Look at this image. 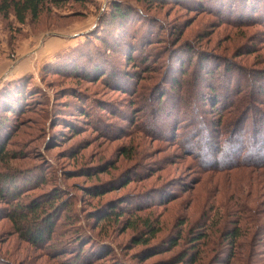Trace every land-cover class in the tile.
Here are the masks:
<instances>
[{
  "label": "rangeland",
  "instance_id": "374dc122",
  "mask_svg": "<svg viewBox=\"0 0 264 264\" xmlns=\"http://www.w3.org/2000/svg\"><path fill=\"white\" fill-rule=\"evenodd\" d=\"M111 1L64 0L22 23L0 12V173L29 183L20 201L58 185L73 196L86 242L106 246L84 264H223L230 250L229 264H264V139L251 131L255 123L264 133L263 10L124 0L144 15L133 21L138 45L126 51L107 17ZM185 48L193 56L183 58ZM196 56L216 72L200 73ZM98 61L105 69L91 72ZM218 90L232 97L222 114V103L211 109ZM236 117L245 121L238 134ZM238 177L247 185L237 187ZM121 200L122 215L99 222ZM238 201L257 215L238 213ZM8 203L0 198L1 263L70 255L52 247L74 235L64 211L48 245H34L8 218ZM235 225L232 248L222 233ZM198 231L196 259L178 262Z\"/></svg>",
  "mask_w": 264,
  "mask_h": 264
},
{
  "label": "trees",
  "instance_id": "16d2710c",
  "mask_svg": "<svg viewBox=\"0 0 264 264\" xmlns=\"http://www.w3.org/2000/svg\"><path fill=\"white\" fill-rule=\"evenodd\" d=\"M64 0H0V12H2L3 16H6V14L11 10L14 17L16 20L20 23L24 22L26 15L28 14L31 19H36L40 13V11L43 8H47L50 5H58L62 3ZM80 1V0H79ZM150 0H147V2ZM178 1V0H176ZM185 1V0H182ZM208 0H190L189 2H194V3H206ZM212 1V0H210ZM239 1V0H238ZM237 0H223V2L220 0L219 2L224 6V9L230 10V12H237L240 14L242 11L244 12L245 8L249 7V11L251 10L254 12V14H258V10L261 12L260 14H264V0H244V6L239 4ZM188 2V3H189ZM208 4V2L206 3ZM220 7V6H219ZM221 9V8H220ZM254 9V11L252 10ZM223 10V9H222ZM227 12V11H226ZM143 15V13L140 10H137L136 8L132 7L128 3L124 2V0H112L111 1V6H110V13L108 14L109 21L112 23H116L118 30L122 36L121 40L118 41V44H120L123 48H125L126 51H130L134 46L138 45L139 38L135 41L136 33L133 29V21L138 20L136 19L137 17L141 19L142 17L140 14ZM259 14V15H260ZM144 16V15H143ZM131 24V25H130ZM149 30V29H147ZM146 30L145 34L143 36H148L149 32ZM134 31V32H133ZM134 37V38H133ZM145 38V39H146ZM101 39V38H100ZM144 39V40H145ZM135 41V42H133ZM106 42V40H104ZM141 46H144L141 44ZM178 47V46H177ZM180 47H178L179 50ZM181 49V48H180ZM177 50V51H178ZM184 54L182 55L183 58H187V55L190 53L192 54L193 51L191 49L185 48L184 49ZM194 54V53H193ZM193 54L191 56H193ZM199 55V54H198ZM198 57L196 56V59ZM100 60V59H99ZM198 62L199 66V72H205L206 67L204 68L203 65V60L198 58L196 60ZM101 62V60H100ZM98 61V66L93 65L91 68V72H95L100 69H105L101 63ZM205 70V71H203ZM216 72V67L215 65L211 66L207 71L206 74L208 73L213 74ZM227 74V71H226ZM107 76V75H106ZM228 76V75H227ZM209 77V75H208ZM236 87V86H235ZM229 90V87L227 91ZM17 95H20L19 93H16ZM219 90L218 91H213V98L215 105L212 107L217 108L218 104L222 103L221 105V114L229 109L232 105V97L228 96V93H225L223 98H219ZM161 99V98H160ZM160 99H158V102L160 103ZM230 103V105H226V102ZM10 110L13 111L15 108H11ZM237 118V117H236ZM235 118V120H236ZM239 118V117H238ZM237 118V120H238ZM262 119V118H261ZM225 121V120H224ZM234 121V120H233ZM239 122L235 125L237 128L235 132L236 134L240 133V129L243 128V124H245L242 119L238 120ZM262 121L264 122V116ZM227 125L230 126L232 123L230 121H227ZM264 126V124H262ZM258 126V127H257ZM260 124H255L252 126L251 131L253 132V136H259L264 139V133L260 134L259 129ZM234 134V136L236 135ZM252 136V137H253ZM229 139L231 137H228ZM252 142V141H251ZM263 142V140H262ZM264 148V142L261 143V148ZM237 152V149H235ZM204 151V150H203ZM203 153V152H201ZM200 153V156H201ZM208 154V153H207ZM205 155V154H204ZM210 155V153L208 154ZM234 155V154H233ZM206 156V155H205ZM2 158V150L0 148V159ZM206 159V157H205ZM204 159V161H206ZM223 160V159H222ZM203 162V160H202ZM213 162V160H212ZM39 177V175H36V177L33 179V182L36 181V179ZM245 178H249V174L245 175ZM237 187H244L246 186L247 183L246 181H239V177L237 178ZM29 183L25 181V178L20 176V175H12L8 177V173H0V198L4 199V201L9 202L7 205H10L8 207V218H10L16 226V230L18 234L26 241L30 242L31 244L34 245H42L46 246L48 245L49 241L53 239V236L55 235L57 229H56V221L59 219V215L61 211H64L65 213V218L67 219L64 222V225L67 227H71L70 230H72L71 233H73V236H70V239L68 241H59L56 242L55 244L52 245L53 249L58 248L57 250H61L63 248H67L70 250L68 251H62L61 255L64 254H70L68 257H66L65 260L61 261L59 264H84L83 261H90L95 258V256L99 255L100 252H103L106 250V246L104 244L100 246L94 245L92 242L93 240L89 239L86 242V236L85 230L80 225L79 220L80 216L74 209H72V203H73V196L70 193H65V190L62 189L59 185L57 186L56 189H53V191L46 192L44 195L38 198H28L25 199L24 201H20L19 195L20 192H22V189L27 186ZM21 184V185H19ZM245 184V185H242ZM17 185H19L20 188H17ZM249 185V184H248ZM55 190V191H54ZM52 192V193H51ZM6 197L4 198L3 197ZM10 195L11 198L8 196ZM11 203V204H10ZM121 203L122 200L116 204H112L106 209L103 210L102 218L101 220L107 219L109 216L114 217L116 216L117 218L120 217L122 214L120 212L121 208ZM264 203V200L263 202ZM237 205L236 211L238 213H244L248 212L249 216L253 217L252 212L254 211L257 215V209H253L247 202L245 201H238L235 203ZM257 205H255L256 207ZM11 210V211H10ZM181 233L182 230H178L176 235L173 238H170V240L167 241V246L169 247L170 245L176 244L177 239L181 238ZM187 234H191L190 232H187ZM204 232L198 231L197 233H192L191 236L189 237L190 241V247L186 250H182L178 256L177 260L178 262L181 261H189L193 262L196 257H197V252H198V246L203 239ZM222 236L225 240H227L229 246L232 248L234 247V241L236 237L238 236V228L235 225L234 227L230 229H226L224 233H222ZM262 236L259 237L257 240H262ZM72 244H71V243ZM141 242L140 240L136 241V243ZM71 245V246H70ZM70 246V247H69ZM56 251V250H55ZM232 251H228L226 257H223L222 262L223 264H229L230 260L232 259ZM121 260V259H120ZM113 260L112 264H125L122 260ZM0 264H3L0 262Z\"/></svg>",
  "mask_w": 264,
  "mask_h": 264
}]
</instances>
